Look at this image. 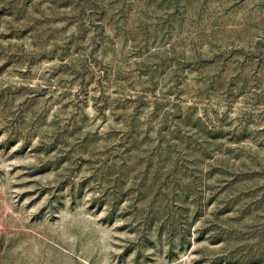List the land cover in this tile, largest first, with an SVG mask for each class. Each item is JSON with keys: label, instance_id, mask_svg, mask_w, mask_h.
I'll return each instance as SVG.
<instances>
[{"label": "rangeland", "instance_id": "1", "mask_svg": "<svg viewBox=\"0 0 264 264\" xmlns=\"http://www.w3.org/2000/svg\"><path fill=\"white\" fill-rule=\"evenodd\" d=\"M0 264H264V0H0Z\"/></svg>", "mask_w": 264, "mask_h": 264}]
</instances>
